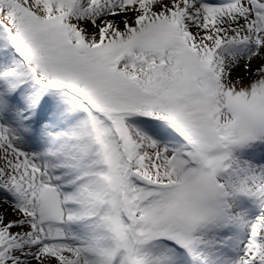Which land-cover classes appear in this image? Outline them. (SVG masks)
<instances>
[{
    "label": "snow or ice",
    "instance_id": "1",
    "mask_svg": "<svg viewBox=\"0 0 264 264\" xmlns=\"http://www.w3.org/2000/svg\"><path fill=\"white\" fill-rule=\"evenodd\" d=\"M0 264H264V0H0Z\"/></svg>",
    "mask_w": 264,
    "mask_h": 264
}]
</instances>
